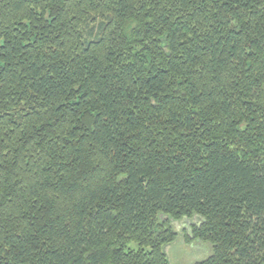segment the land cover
I'll return each instance as SVG.
<instances>
[{
  "label": "trees",
  "instance_id": "obj_1",
  "mask_svg": "<svg viewBox=\"0 0 264 264\" xmlns=\"http://www.w3.org/2000/svg\"><path fill=\"white\" fill-rule=\"evenodd\" d=\"M194 217L264 264V0H0V264H171Z\"/></svg>",
  "mask_w": 264,
  "mask_h": 264
},
{
  "label": "rangeland",
  "instance_id": "obj_2",
  "mask_svg": "<svg viewBox=\"0 0 264 264\" xmlns=\"http://www.w3.org/2000/svg\"><path fill=\"white\" fill-rule=\"evenodd\" d=\"M165 217H162L164 219ZM200 218L171 220L172 228L177 233L176 240L164 249L171 264H198L206 261L212 255V245L205 241L187 242L192 235V227L199 223ZM132 248L138 249L135 244Z\"/></svg>",
  "mask_w": 264,
  "mask_h": 264
}]
</instances>
